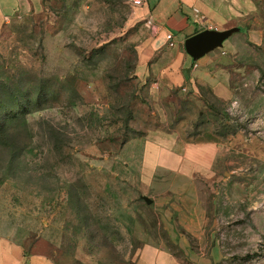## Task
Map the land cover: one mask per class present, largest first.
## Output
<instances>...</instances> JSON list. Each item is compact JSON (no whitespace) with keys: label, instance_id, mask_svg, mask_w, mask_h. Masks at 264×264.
Masks as SVG:
<instances>
[{"label":"rangeland","instance_id":"rangeland-1","mask_svg":"<svg viewBox=\"0 0 264 264\" xmlns=\"http://www.w3.org/2000/svg\"><path fill=\"white\" fill-rule=\"evenodd\" d=\"M39 4L0 28V227L55 264H264V8L228 98H154L138 8Z\"/></svg>","mask_w":264,"mask_h":264},{"label":"crops","instance_id":"crops-1","mask_svg":"<svg viewBox=\"0 0 264 264\" xmlns=\"http://www.w3.org/2000/svg\"><path fill=\"white\" fill-rule=\"evenodd\" d=\"M39 5V0H0V28L6 23L5 18L21 15ZM262 7L264 5L260 0H143L142 6L137 7L138 12L144 21L150 17L156 26L151 29L145 22L151 36L141 53L137 78L142 85H146L144 92L149 89L154 98H159L157 94H164L171 86L184 83L186 88L208 86L215 96L228 98L229 80L227 68L219 63L221 55L226 50H234L237 41L242 39L253 44L260 43L262 31L258 13ZM231 27H238L239 31L234 33L240 35L231 39L226 48L223 45L217 47L196 61H192L184 51L183 43L188 36L204 29L224 30ZM167 33L172 34L173 46H168ZM193 62L197 67H192ZM158 85L160 89L157 93L153 88ZM182 146L185 144L173 149L181 151ZM157 162L160 164L159 158ZM162 164H168V161ZM0 264L55 263L46 253L26 247L0 227Z\"/></svg>","mask_w":264,"mask_h":264},{"label":"water","instance_id":"water-1","mask_svg":"<svg viewBox=\"0 0 264 264\" xmlns=\"http://www.w3.org/2000/svg\"><path fill=\"white\" fill-rule=\"evenodd\" d=\"M239 31L238 27H231L224 30L204 29L188 36L183 43L184 51L196 61L211 50L221 47L232 33ZM146 203H151V199L145 197Z\"/></svg>","mask_w":264,"mask_h":264},{"label":"built area","instance_id":"built-area-1","mask_svg":"<svg viewBox=\"0 0 264 264\" xmlns=\"http://www.w3.org/2000/svg\"><path fill=\"white\" fill-rule=\"evenodd\" d=\"M132 8H137V7H140L142 6L143 4V0H125ZM7 19V18H6ZM146 22V25L149 26L151 29H155L156 26L153 25V21L152 19L149 17L145 20ZM166 39L168 41V46H173L174 45V40H173V37H172V34L170 33H167L166 34ZM192 67H197V64L196 62H193L192 64ZM186 88L185 87H182V91L186 92Z\"/></svg>","mask_w":264,"mask_h":264},{"label":"trees","instance_id":"trees-1","mask_svg":"<svg viewBox=\"0 0 264 264\" xmlns=\"http://www.w3.org/2000/svg\"><path fill=\"white\" fill-rule=\"evenodd\" d=\"M222 123H223L225 126H227L229 122L227 121L226 118H224L223 121H222Z\"/></svg>","mask_w":264,"mask_h":264}]
</instances>
